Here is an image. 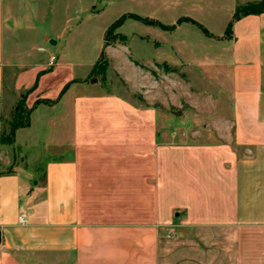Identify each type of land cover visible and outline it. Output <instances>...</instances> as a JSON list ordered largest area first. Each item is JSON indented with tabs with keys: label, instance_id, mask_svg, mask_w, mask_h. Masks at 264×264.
Here are the masks:
<instances>
[{
	"label": "crops",
	"instance_id": "0c3cea01",
	"mask_svg": "<svg viewBox=\"0 0 264 264\" xmlns=\"http://www.w3.org/2000/svg\"><path fill=\"white\" fill-rule=\"evenodd\" d=\"M141 1L183 5L194 15L143 18L191 19L210 37L182 23L220 45L194 65L225 97L215 118L228 130L216 138L166 128L163 101L147 93L158 84L141 85L138 104L87 81L94 65L79 77L74 38L56 50L58 38L44 33L53 49L18 52L19 28L33 29L45 8L0 0V98L16 93L19 104L27 92L31 110L13 144L0 143L13 157L0 162V264H162L172 232L219 234L227 264H264V237L243 236L264 234V13L242 17L225 37L236 7L261 0ZM36 124L42 150L27 151L31 139L19 146L17 135Z\"/></svg>",
	"mask_w": 264,
	"mask_h": 264
},
{
	"label": "rangeland",
	"instance_id": "374dc122",
	"mask_svg": "<svg viewBox=\"0 0 264 264\" xmlns=\"http://www.w3.org/2000/svg\"><path fill=\"white\" fill-rule=\"evenodd\" d=\"M37 5L45 8L44 16L32 21L33 29L19 28L18 52L28 48L29 51L32 49L31 53L37 54L39 47L53 49L44 41V33L58 38L56 50L61 49L63 40L74 38L77 45L73 49H77L79 54V77L86 75L97 62L106 30L121 16L133 13L172 24L178 17L194 15L183 5L167 10L160 6L155 8L150 1L145 3L141 0H37ZM66 17L74 19L69 20L65 27ZM74 26L78 29L77 34ZM209 29L219 31L212 26ZM59 33H62L61 36H58ZM161 34L158 28L148 27L134 19H125L114 30L113 35L118 39L113 40V35L108 36L103 63L87 81L100 84L101 89L138 104L143 103L142 96L146 94L141 85L158 84L161 91L147 93L163 101L166 128L176 127L181 132L207 131L217 138L220 131L228 130L222 122L224 118H215L225 103V97L217 87L210 86L203 71L195 70L194 63L209 61L207 53H218L220 45L215 41L213 43L190 23H182L174 31ZM19 97L16 93L12 95L8 92L0 98V136L8 131L7 123L14 116ZM41 120L44 118H35L37 122ZM44 138L42 128L36 124L34 129L19 131L17 143L20 146L24 140L31 139L32 146L23 149L41 151ZM12 159L10 152L0 153V162ZM7 169L4 165V170ZM2 170L3 165L0 163V172ZM243 236L245 242H258L264 234L247 230ZM164 240L162 264H227V256L220 249L219 234L193 233L182 236L172 232Z\"/></svg>",
	"mask_w": 264,
	"mask_h": 264
},
{
	"label": "trees",
	"instance_id": "16d2710c",
	"mask_svg": "<svg viewBox=\"0 0 264 264\" xmlns=\"http://www.w3.org/2000/svg\"><path fill=\"white\" fill-rule=\"evenodd\" d=\"M260 13H264V0L259 1V2L247 3L243 6L238 5L233 13L231 21L229 22L225 30V36L230 37L233 24L239 19H241L242 17L247 16V15H257ZM128 18L134 19L136 21H140L147 25L158 26L164 30H173L175 29L176 25L182 22H191L192 24L196 25L206 36L210 37V34L207 32L206 29H204L201 25L197 24L195 21L188 19V18H180L179 20H177L176 24L172 26H164L160 24L159 22L148 19V18H143L135 14H126V15L121 16L106 30L105 35H104L103 49L100 53V56L97 62L94 64L92 68V74L96 73L100 69V66L103 63V57L105 55L104 49L107 46L105 41L109 38L108 36L113 35L114 30L119 28L124 23L125 19H128ZM112 39L115 40V39H118V37L116 35H113ZM25 95L21 99V102L17 105V109L14 112L13 118L7 123L8 131L3 132L0 136V143L3 145H8V146L12 145L15 131L18 128L26 127L29 124V115H30L31 110L26 109L23 105Z\"/></svg>",
	"mask_w": 264,
	"mask_h": 264
},
{
	"label": "built area",
	"instance_id": "2783aa9c",
	"mask_svg": "<svg viewBox=\"0 0 264 264\" xmlns=\"http://www.w3.org/2000/svg\"><path fill=\"white\" fill-rule=\"evenodd\" d=\"M54 62H55V58L52 57V58L50 59V65L54 64ZM19 220L21 221V219H19Z\"/></svg>",
	"mask_w": 264,
	"mask_h": 264
}]
</instances>
